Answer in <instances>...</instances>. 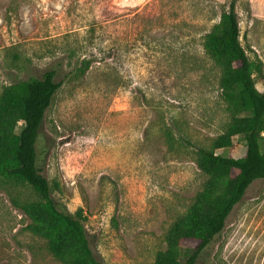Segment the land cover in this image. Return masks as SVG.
<instances>
[{
  "label": "rangeland",
  "instance_id": "rangeland-1",
  "mask_svg": "<svg viewBox=\"0 0 264 264\" xmlns=\"http://www.w3.org/2000/svg\"><path fill=\"white\" fill-rule=\"evenodd\" d=\"M230 6L245 54L261 64L253 79L262 91L264 0H0V92L56 71L38 166L55 204L82 211L103 264H152L206 179L197 148H210L229 115L203 42ZM215 153L242 157L243 136ZM12 197L36 199L0 178V264H59ZM198 264H264V179L248 186Z\"/></svg>",
  "mask_w": 264,
  "mask_h": 264
},
{
  "label": "trees",
  "instance_id": "trees-1",
  "mask_svg": "<svg viewBox=\"0 0 264 264\" xmlns=\"http://www.w3.org/2000/svg\"><path fill=\"white\" fill-rule=\"evenodd\" d=\"M203 50L219 69L218 86L229 115L228 124L210 148H197L196 164L206 176L187 212L174 220L164 234L165 248L152 264H198L205 249L219 235L233 207L248 186L264 179V88L257 90L254 73L261 64L251 62L240 44V29L233 6L222 10L205 35ZM56 71L5 86L0 92V178L29 187L35 200L10 198L28 220L25 229L45 241L47 253L59 264H103L88 244L82 211L73 214L58 207L46 177L38 166L36 144L45 111L60 87ZM23 123L19 132L16 126ZM242 135L245 153L240 158L216 154L232 147ZM191 247L182 251V243ZM184 258V260L182 259Z\"/></svg>",
  "mask_w": 264,
  "mask_h": 264
}]
</instances>
